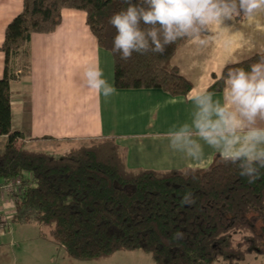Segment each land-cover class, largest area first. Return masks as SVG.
I'll list each match as a JSON object with an SVG mask.
<instances>
[{"label": "trees", "instance_id": "obj_1", "mask_svg": "<svg viewBox=\"0 0 264 264\" xmlns=\"http://www.w3.org/2000/svg\"><path fill=\"white\" fill-rule=\"evenodd\" d=\"M126 7L123 0H23L22 11L7 25L0 46L5 58L0 137L6 138L0 148V185L17 179L24 184L12 198L13 221L49 228L40 237L80 262L110 259L121 251L144 253L155 264H216L220 259L236 264L249 254L264 255V175L248 183L220 155L207 169L131 171L127 150L115 138L90 140L58 158L28 149L26 136L13 131L14 67L33 35L53 33L62 24L65 9L86 13L99 46L114 58L118 90L156 89L173 97L192 93L193 83L172 63L189 39L178 40L163 55L133 53L122 61L113 53L116 30L109 20ZM262 56L228 65L222 75L228 67L250 70ZM223 87L213 75L207 91L221 93ZM188 191L194 204L181 203Z\"/></svg>", "mask_w": 264, "mask_h": 264}, {"label": "crops", "instance_id": "obj_2", "mask_svg": "<svg viewBox=\"0 0 264 264\" xmlns=\"http://www.w3.org/2000/svg\"><path fill=\"white\" fill-rule=\"evenodd\" d=\"M22 9L23 0H0V46L7 25ZM215 32V38L206 46L189 40L173 58V65L193 83L192 93L207 90L213 75L222 74L226 66L232 65L229 61L241 62L264 54V13L250 20L235 19ZM4 60L0 51V79ZM29 60V73L22 75L17 69V79L11 82L12 128L26 136V146L46 143L64 147L63 152H67L90 140L115 138L127 150L131 171L207 169L219 155L205 146L204 157L193 160L169 148L165 133L190 120L193 105L188 96L173 97L156 89L118 90L114 58L99 46L86 24L85 12L65 9L62 24L53 33L33 35ZM89 64L99 65L104 78L115 87L114 95L105 98L86 87L84 71ZM219 98L222 92L214 94V99ZM147 137L155 140L135 142L137 146L129 143L130 139ZM2 141L6 144L5 137H0ZM11 209L12 197L0 195V220H7L5 212ZM9 227L7 223L6 231L0 234V264H53L57 260H53L57 250L52 246L25 249L29 240L21 234L23 241L19 243ZM7 244L14 250L3 248ZM21 256L23 262L19 261Z\"/></svg>", "mask_w": 264, "mask_h": 264}, {"label": "clouds", "instance_id": "obj_3", "mask_svg": "<svg viewBox=\"0 0 264 264\" xmlns=\"http://www.w3.org/2000/svg\"><path fill=\"white\" fill-rule=\"evenodd\" d=\"M125 9L113 14L109 23L116 30L112 51L122 61L133 53L163 55L178 40L189 39L206 46L235 19L250 20L264 13V0H123ZM239 64L240 61H229ZM222 98L207 90L190 93V120L165 133L168 146L185 157L200 160L205 146L226 163L238 167L239 175L254 183L264 173V56L243 67H228ZM86 87L105 98L116 89L104 78L98 64L84 71ZM182 204H194L193 193L184 194ZM178 236L181 234H177Z\"/></svg>", "mask_w": 264, "mask_h": 264}, {"label": "rangeland", "instance_id": "obj_4", "mask_svg": "<svg viewBox=\"0 0 264 264\" xmlns=\"http://www.w3.org/2000/svg\"><path fill=\"white\" fill-rule=\"evenodd\" d=\"M27 50H28V52H24L23 54H21V56L18 59V65L16 67H14L15 70H17V69L21 70L22 75H27L29 73V63H30L29 47L27 48ZM20 76H21V74H20ZM138 132L142 133L140 131H138ZM153 140H155V139L148 138V137L143 138V139L134 138V139H130L129 143H131V145H136L135 142L140 143L143 141L147 142V141H153ZM89 142L90 141L84 143V145L89 144ZM4 143H5L4 141L0 142V148L2 150H4V148H5ZM26 147L30 150L49 153V154H51L55 157H58V158L68 154V152H69V151L63 152L64 147H60L58 145H52V144L48 145L46 143H35V144L28 145ZM48 151L54 152V154H52L51 152H48ZM135 171H137V170H135ZM28 176L31 177V175H28ZM12 212H13L12 209L10 211L5 212L6 215H4V217L8 220V225L11 227V229L15 231L13 236L16 239V241H18L19 243L23 241V240H20V237H19L22 234V235H24V239L29 240V242L26 243L25 249H29V246H36L37 247V246H41L42 244H45L47 246H52V248L54 250H57V252L53 254V260H54V257L57 259V260H54L55 262L53 264H62L63 261H66L67 264H155L153 262V260L151 259V257L144 254V253L128 252V251L118 252L112 258L102 260V261L80 262V261L73 260V259L69 258L66 251L64 249H62L61 247H59L58 245L52 243L50 240H47L49 242H46V241H42V239H40V234L42 232H45L47 234L50 232L49 228L40 227L37 224H19V223H16L13 221V213ZM235 238L238 239L239 237L235 236ZM8 244L3 245V248H6L7 250H9V249L12 250L13 247L10 248ZM19 261L20 262L24 261L22 256L19 257ZM12 263L13 262L11 261L10 264H12ZM216 264H231V263H229V261H227V260L220 259L219 262H217ZM236 264H264V255H260V254H256V253L249 254L243 261H240Z\"/></svg>", "mask_w": 264, "mask_h": 264}, {"label": "built area", "instance_id": "obj_5", "mask_svg": "<svg viewBox=\"0 0 264 264\" xmlns=\"http://www.w3.org/2000/svg\"><path fill=\"white\" fill-rule=\"evenodd\" d=\"M23 188L24 184L22 180L17 179L5 182L0 185V195L15 198L17 195L21 194ZM7 223V220H0V234L6 231Z\"/></svg>", "mask_w": 264, "mask_h": 264}]
</instances>
